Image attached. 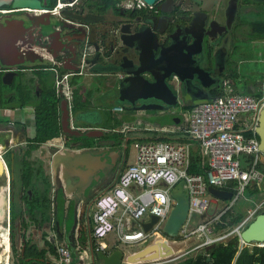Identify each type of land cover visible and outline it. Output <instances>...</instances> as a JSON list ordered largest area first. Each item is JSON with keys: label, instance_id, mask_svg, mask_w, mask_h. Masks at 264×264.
Masks as SVG:
<instances>
[{"label": "crops", "instance_id": "crops-1", "mask_svg": "<svg viewBox=\"0 0 264 264\" xmlns=\"http://www.w3.org/2000/svg\"><path fill=\"white\" fill-rule=\"evenodd\" d=\"M78 2L80 6L77 9V11H75L74 13L81 14L83 12L82 13L83 16L84 15L89 16L92 14V15L99 16L100 18H102V16L107 15L110 12V10H113V9H110L109 11H107V13L103 14L101 12H98L97 10L90 11L86 9V7L83 5V3L80 0H78L75 4H77ZM59 3H67V1L57 0V4ZM219 3H220L219 4L220 7H224L222 0L219 1ZM239 3L242 5H245L247 8L246 9L247 11L245 10V15L241 16V18L244 17V20L254 21L255 19L256 20L264 19L263 17L264 0L257 1V2L256 0H239ZM120 4H121V0L118 1L117 6L119 7V9L125 10L124 8L119 6ZM64 9L66 8L59 10V13L54 15V17H56L58 21L62 22V24L66 25V24H69V23H66L67 20L60 18L61 14L66 12V11H63ZM71 10H67V11H71ZM249 14L251 16L254 15L256 18L253 19L252 17L249 16ZM67 16L68 15H66V17ZM248 24L250 25L251 23H248ZM93 25H95V27L97 28V32L100 35H101V31L103 29H106L107 27V24H93ZM73 26H75L73 28H77L79 25L74 24ZM73 28L69 27L68 25L61 28L63 37L68 40V41L64 40V44L65 46H69L71 50H65L64 55H59L60 60L56 61L57 64L52 59L53 55H52V50L50 46L53 45V47H55L57 50L61 49L62 39L59 40L58 37H55V40L53 41H50V42L46 41L47 42L46 45L49 48L47 51L45 49L38 50V48L31 46V44L29 46V43L31 42L32 31L30 30L29 32V29H27L28 30L27 34L30 35L29 41H27V37H26L25 42H18L16 44V47L19 44L20 45L23 43L25 44V45H22V50H19V53L22 54L21 58L26 60L24 63L29 62L28 57L35 56V59L29 63V66L31 68H34V74L30 76L29 79L31 78L34 79V86L37 87V91H40L41 89L40 86H42V83L38 79L37 75H35V73H37L38 71H42L44 73L51 72V74H53L52 76L53 86H55L57 96L60 97L61 99V102L59 103V108H60L59 122H60V126L62 127V132L60 133L59 136H56L48 140L46 143H43L40 149L33 153V156L35 158H39L41 160L45 174L46 176L50 178V181L52 183V186H53L52 195H53V204H54L53 210H55V206H56L55 200L58 194L64 196L63 203L66 206L65 208L68 210V204L70 200L74 197L75 198L77 197V200H78L77 193H81L82 189L85 188L86 181L89 177H91V175L95 177L96 174L105 172L103 173V177L107 179H112V180L114 179L113 184H112L114 185L120 178V175L125 170V168L129 164H132L135 161V156H136L135 143L136 142L161 141V142H171V143H187L190 145V153H191L193 147H195V143L179 142V140H176L177 137L171 134L178 133V132L181 133L182 131L186 132V128L188 126V120H187L188 111H185L184 109L185 107L191 106V105L195 106L196 104H200L206 101H213L219 98L217 96L213 97L211 95L212 91L221 90L223 94L222 96L225 95L226 90H228L229 88L232 89V91L236 95H251V96L257 97L261 94V86L264 80V70L260 74L253 72V74L256 76V79H257L254 82L249 81L248 79L241 78L238 72V62H237V59L235 58L234 59L235 61L232 64H230L232 66L231 67L232 69L228 71V75H226L223 79L222 87L211 88L216 83L211 84L208 87H205L202 85L199 79H197V76H194V79L190 80L188 84L180 83L181 85L180 90L178 92H175L171 86L173 83L175 84L179 82H177V79L173 76L174 80L170 82L167 80V84L171 88L173 94L176 95L177 103L175 106H168L165 109H159V108L139 109L138 107H140L142 103L140 101H136L135 107L133 108L132 106H130L129 103L120 102L119 86L121 83V79L123 78L122 73H114L112 69L107 68V65L103 63L101 59L97 58L94 55L95 48L93 45H89V44L86 45V48L83 50V53L81 54L80 59L77 60L78 62L77 65L75 64V57H72L69 53H73V51H79L82 45L79 44L80 40L77 43L76 29H73ZM252 39L254 41L253 42L251 41L248 43L253 44V43L261 42L264 46V38L262 39V38L252 37ZM244 42H247V41L244 40ZM108 43L110 44L111 42H108ZM23 50L27 51V54H30V56L23 54ZM247 55L251 57L253 55V50L249 48L247 50ZM86 60L88 62H86ZM257 60H259L261 64H264V51H262L261 58ZM212 61H213V65L217 66L218 60L213 59ZM49 63H51L52 65L55 64L57 67L53 66L55 68L54 70L52 68H48V66H46L45 64H49ZM8 66H15V65H8ZM74 66H76L77 69L74 70L73 69ZM66 72L73 73L69 79V82L73 90V99L71 100L70 103H68L66 97L60 96L58 94L57 86L55 84L56 77L59 76L61 73H66ZM231 75L235 77L234 80L230 78ZM47 78L50 83L51 79L49 77ZM23 80H26V78L21 77L20 82ZM197 83H199L200 86L202 87L203 93L199 92L200 94H197V96L194 93H192L191 94L192 101L187 100L186 97H182L181 95L182 86L186 87V91L189 89L193 90V86H196L195 84ZM209 88L211 89L208 90ZM239 88H243V89H239ZM14 92L15 91H9L6 93H8L9 95H12ZM105 97H107L105 101L108 100V104L106 106L107 108H105V111H103V113H100V114H97L96 112L93 113V111L90 109V105L92 101L94 103H98ZM194 97L196 98L200 97L201 102L200 101L195 102L197 101V99H195ZM179 98H183L186 104H181L182 106L178 105ZM184 98L188 102H186ZM66 104H67V109L69 113V126L73 129L72 133L65 132V128L63 125L65 121L64 106ZM176 106H180L181 110L176 111V108H175ZM25 107H30L31 109H33L32 105H27L22 108L20 106H16V107L8 106V107L0 108V191L3 192L5 194V197L8 199L7 212H6L8 222L11 221L12 201L16 202L18 205L23 204L20 198L22 194L21 193L22 187L20 184V180L16 179L15 159L25 154V152L27 151L28 143H29L28 139L29 137H33L36 132V128H35L33 133H28L27 127H30V126L28 124L26 125V123L22 121V117L24 115L23 109ZM117 107H122V109L116 110ZM124 109L130 110L132 112L133 118L135 119L139 117L142 118V115L146 116L149 114L151 115L153 113L159 114L161 112L163 113L167 112L169 114H172L173 116L170 122L164 123L158 126L155 125V128L154 126H149V127L138 126L139 128H134V130H138V131L136 133L135 131L131 133L135 135L130 136L128 135V133H125L127 132L126 130L130 128V126H125L123 128L119 127L121 124L117 126L116 118L113 119V122L115 124H113L112 126H107L105 124V122L111 116H113L114 113L123 112ZM150 111H154V112H150ZM31 117L33 120L34 110L32 111ZM4 118H9V119L12 118V119L11 121H8V120H3ZM248 120L249 119L246 118V116H242L239 120L238 128L247 130L248 129L247 124H244V123H246ZM167 126H176L177 128L170 129V128H166ZM154 130L156 131L159 130V131L170 133L173 140H168V141L141 140L142 138L150 136L151 135L150 132ZM92 131H95L96 134L92 136H88V133ZM30 134H33V135L31 136ZM74 137L76 138L82 137L80 138L82 140L77 142V140H75ZM83 137L89 138V140L92 141L93 143V147L91 148L82 147V144L84 142ZM117 139L124 140L122 141L121 148L118 147ZM131 140H133V142L129 143L128 141H131ZM79 144H81L82 148L79 147ZM130 145H132V148L134 150V156H133L132 161L129 162ZM197 145H199V149H201V151L203 152L200 143ZM56 151L58 152V154H56ZM86 151L110 152L112 153L113 160L110 162L108 166L103 167L101 169H97V170L87 169L84 166L70 168L69 166L65 164H60L58 160L60 157H62L65 154H67L70 157H74L77 154L84 153ZM11 158H12V162H9L11 161ZM118 160L120 161V163L118 162ZM208 163H209V159H208ZM260 163L264 165L263 155H262V160L260 161ZM96 168H100V165L97 166ZM259 171L263 175V178H264L263 171L261 170ZM257 184H260V183L254 182L253 185L250 187L253 188L254 185H257ZM218 190H223V191L231 193L230 200L233 199L232 191H229L223 188L218 189ZM246 190H245V193H246ZM209 194H210V198H212L213 200L212 207L215 209L221 208L219 206L220 203L223 205L226 201L228 202L230 201V200L223 201L218 198H215L210 192ZM6 198H3V199H6ZM77 202L78 201H76V203ZM91 202L87 200L84 205L83 204L78 205V218H77L78 220H75L76 223L74 227L75 228L74 229V244H73L72 249H70L68 245H59V246L56 245V241H58V238L60 237V235H62L61 223L67 220H66V216L64 215V217L62 218L63 220L58 221L57 215L55 214L56 211H54V213L52 214L51 222L48 224H45L43 228H39L35 225H32L29 229L22 230L23 233L26 232L27 237H26V242H25V239L23 238V234H21V237L19 238V244H20L21 249L19 250H22V252H25V249L27 248V243L29 244V247H36L41 251L46 250V257L45 259H42L43 264H62L60 255L58 253V248L62 246L67 247L69 249V252L71 255V262H72V256L75 253L80 254L81 256H85L88 259H90L91 253L96 254V252L93 250L91 238H90V231L92 229L91 214L93 210L92 206H90ZM69 209L71 212L72 205L70 206ZM84 215L86 216V220L88 224L87 228H88L89 242H90L87 248L83 247V244L79 242L81 235H83V233L85 234V228L79 222V221H82V218ZM17 221H21V218H18L16 222ZM16 222H15V226H16ZM20 224H21V228H23L22 221L20 222ZM146 224H149V223H146ZM0 226L4 227L1 223H0ZM8 226L11 227V224H8ZM1 227H0V232H3L5 228L1 229ZM188 244H191V243H188ZM4 248H5V251L7 252L9 250V245ZM51 248L54 249V251H56L57 257L56 255H54ZM118 249L121 250L118 247L115 249H110L109 251L105 253L111 254L112 252ZM127 255H130V253ZM22 256H23V253H22ZM17 261H18V257H17ZM90 261H87V262H89L90 264ZM94 261H95L94 264H101L99 260L98 261L94 260Z\"/></svg>", "mask_w": 264, "mask_h": 264}, {"label": "built area", "instance_id": "built-area-1", "mask_svg": "<svg viewBox=\"0 0 264 264\" xmlns=\"http://www.w3.org/2000/svg\"><path fill=\"white\" fill-rule=\"evenodd\" d=\"M60 1V0H59ZM71 3H59L50 10L51 16L59 13ZM125 9H150L144 0H121L119 5ZM4 13V11H0ZM73 73H61L56 77L57 92L66 97L68 103L73 99V90L69 82ZM264 106V80L260 97L236 95L228 89L225 95L213 101L196 104L187 112L188 126L186 132L200 143L204 154L209 159V170L205 175L190 172V145L161 141L136 142L135 161L129 164L118 181L105 193L97 197L92 205V229L90 238L93 250L107 252L119 245L132 247L151 246L155 242L184 243V249L174 251L154 260L135 264H171L185 256L205 250L219 243H226L230 237L238 236L240 251L244 248H264V243H247L243 231L256 216L264 212V199L255 207L248 208L244 218L226 230H219L222 216L230 211L254 182H262L259 171L262 152L259 151L255 128L260 109ZM122 107H117L116 110ZM246 116L248 129L238 128L239 120ZM250 134L245 136V132ZM246 155V167L241 166L240 157ZM183 182L182 190L187 194L189 209L185 223L180 227L176 238H169L163 233V227L176 204L171 196L172 189ZM236 186L228 188L230 184ZM228 188L233 194L227 206L216 212L212 207L209 188ZM157 221L148 232L143 224ZM113 236L112 244L106 242ZM151 239V242L149 243ZM191 243V244H188ZM142 249V250H143ZM139 250L131 252L136 254ZM62 264L71 263L67 247H59ZM124 253L123 261L130 255ZM129 264V263H127Z\"/></svg>", "mask_w": 264, "mask_h": 264}, {"label": "water", "instance_id": "water-1", "mask_svg": "<svg viewBox=\"0 0 264 264\" xmlns=\"http://www.w3.org/2000/svg\"><path fill=\"white\" fill-rule=\"evenodd\" d=\"M62 1L71 3L74 0ZM144 1L150 6L166 11V8L163 7L165 2L160 3L161 0ZM219 1L221 0H191L196 11L192 23H158L157 18L159 17L155 16L149 17L148 22L145 23L128 21L114 24L110 30L100 35L95 25L86 24L88 22L84 21L85 24H77L80 27L78 31L83 34L79 44L84 45V49L87 44L93 45L95 48L94 55L101 59L107 65V68L112 69L114 73H122L123 78L119 86L120 102L129 103L134 108L136 101H140L142 105L138 107L139 109H165L168 106H175L177 103L176 95L173 94L167 84V80L169 82L174 80L173 76L179 83L188 84L190 80L194 79V76H197V79L205 87L215 83L209 72L202 67L207 60L205 56L196 59L193 56L201 53L203 36L205 34L210 35L209 32L214 25H220L218 20L210 16L212 12L217 15L221 14L217 11L218 8L215 11ZM222 2L224 4V0ZM4 6H11V10L16 12L31 11L37 15L29 22L32 24L31 29L35 31L38 28L39 39L37 43L31 44L38 50L45 49L47 51L49 48L46 43L55 40V37H58L59 40L62 39L60 50H57L53 45L50 46L52 59L55 63L59 60V55L65 54V50H71L69 46H65L64 40L67 39L63 37L61 32V28L64 26L75 27L70 14H67L69 20H66L73 24L65 25L58 20L51 24L50 18L52 17L50 13L42 12L51 8L47 7L43 0H11L0 3V8ZM71 9L72 7L66 8V10ZM200 14H202L203 19L199 21L200 23H195L196 16ZM168 18L171 19V17ZM40 19L44 21H39ZM27 29L25 20L5 22L0 26V61L2 64L20 65L26 61L21 58L22 54L19 53L16 44L26 41ZM73 29L77 30V28ZM195 29H200V33H195ZM189 38L192 39L191 42H189ZM105 48H108V54L105 53ZM81 54L82 51L78 55L79 58ZM86 62L88 61L86 60ZM73 69L75 70L77 67L74 66ZM64 110L65 121L63 125L65 132L72 133L73 129L69 126L67 104L64 106ZM95 134L96 132L92 131L88 133V136ZM255 134L258 138L259 151L262 152L264 159V106L258 113ZM56 154H58L57 151ZM58 160L60 164H65L70 168L84 166L87 169L97 170L108 166L113 160V156L110 152L86 151L74 157L65 154ZM99 165L100 168H96ZM182 186L183 182L177 184L171 191V196L176 200V204L173 206L163 227V233L169 238L177 237L180 227L187 219L189 200L187 194L183 192ZM209 192L215 198L223 201L231 198V193L214 187H210ZM0 207V223L6 229L11 221H7V200L4 202L1 195ZM156 221L157 218L152 217L149 224H143L144 231L148 232ZM242 235L247 243H264V212L258 214L249 223ZM159 244L163 247V254L173 255V248L168 246L166 242H155L151 246L139 250L136 254L128 256L125 261H123L124 253L119 249L111 254L91 253L90 264H94V260H99L101 264H135L154 260L161 256L159 250H157ZM213 247L211 246L209 249ZM136 259H140V261H136Z\"/></svg>", "mask_w": 264, "mask_h": 264}, {"label": "trees", "instance_id": "trees-1", "mask_svg": "<svg viewBox=\"0 0 264 264\" xmlns=\"http://www.w3.org/2000/svg\"><path fill=\"white\" fill-rule=\"evenodd\" d=\"M86 9L92 11L97 10L103 14L107 13L110 9L120 10L118 5L119 0H80ZM45 5L49 8H53L57 4V0H43ZM11 10V6H4L1 8ZM239 23H251V35L253 38H264V19L263 20H254L246 21L242 17ZM38 79L41 81L42 86L40 91H23V87L27 83L28 79L23 80L19 84L20 92H15L12 95L8 93H0V108L2 107H16L20 106L21 108L27 105H32L34 110V125L36 128L35 135L29 137L27 151L21 157L15 159V172L16 179L20 180L22 187L21 190V200L22 205H18L16 202L12 201L11 203V243L14 253H17L18 261L14 264H43V260L46 257V250H39L36 247H29L27 243V248L25 252L18 249V245L15 241V234L13 232L15 228V222L18 218H21L23 229H29L32 225H35L39 228H43L45 224L51 222L52 214L55 212L57 215V220H63L64 215L67 217V214H70V209L65 208L66 206L63 203L62 195H57L56 197V206L55 210L53 204V195L52 190L53 186L50 181V178L46 176L43 169L42 162L39 158H35L33 153L38 151L43 143H46L48 140L59 136L62 132V127L59 122V103L61 102L60 97L57 96L55 86H53V74L51 72H42L38 71L35 73ZM49 77L50 83L48 78ZM234 80V76H230ZM29 82L34 85V79H29ZM213 97L222 96V91L215 90L211 92ZM260 97L257 96L256 98ZM191 106L185 107V111L192 109ZM245 124V123H244ZM151 135L141 140H173L171 135H175L179 142H191L195 143L190 153V172L195 174L205 175L209 170L208 158L203 154L201 149H199V143L187 132L182 131L181 133H173L170 135L168 132H163L159 130H154L150 132ZM250 134L249 131L245 132V136ZM116 135V134H115ZM257 138V136L255 135ZM82 137H74L75 140L80 141ZM258 139V138H257ZM82 147L91 148L93 147L92 141L87 137H83ZM121 139H117L118 147H122ZM132 143L133 140L128 141ZM81 147V144H79ZM247 156L242 155L240 157L241 166L246 167ZM12 162V158L11 161ZM259 170L264 173V165L259 164ZM236 186V183H232L228 188ZM255 187V188H254ZM253 189L250 191V196L248 200L251 201L252 197H256L262 188L260 185H254ZM228 188H223L231 191ZM251 187L247 188L248 192ZM253 190V191H252ZM261 194V193H260ZM55 199V198H54ZM247 210H240L235 212L232 210L226 212L219 224V230H226L234 224L239 223L245 216ZM26 232L23 233V238L26 242ZM240 251V242L238 236H233L228 239L226 243L216 244L213 248H206L205 250L191 253L185 256L183 259L179 260L178 264H264V248L252 247L244 248L242 252L238 255ZM23 256H22V253ZM56 253V251H54ZM30 259V260H29Z\"/></svg>", "mask_w": 264, "mask_h": 264}, {"label": "flooded vegetation", "instance_id": "flooded-vegetation-1", "mask_svg": "<svg viewBox=\"0 0 264 264\" xmlns=\"http://www.w3.org/2000/svg\"><path fill=\"white\" fill-rule=\"evenodd\" d=\"M261 1V0H256ZM263 1V0H262ZM165 2L163 4V7L166 8V11H162L155 6H153L150 9H144V10H138V9H131V10H110V12L102 16L100 18L99 16L95 15H89V16H83L82 13H74L79 8L80 4L79 2L75 4L71 11H66L65 13H62L60 18L67 19L66 15L67 13L71 15L73 19V23L75 24H85L84 21H87L86 24H107L106 29H103L101 33H106L107 30H110L114 24L120 23V22H128L133 21L135 23H145L148 22L147 19L149 17H155L157 18L158 23H192V19L194 18V15L196 13L195 11V5L191 2V0H161L160 3ZM218 3V6L215 7V11L217 9L218 12H221V14L217 15L213 12L210 13V16H212L215 20H218L220 22V25H214L213 29L209 32L210 35L205 34L203 36L202 41V50L201 53L196 54L193 56V58H200L202 56H205L207 59L205 63L202 65V67L209 72L210 76L212 77V80L216 83L214 87H222L223 79L226 75H228V71L232 69L231 65L235 60V57L239 55V43L240 41H247V42H253L251 35V27L248 23H242L240 24V18L242 15H245V10L247 9L245 5H242L239 3V0H224V7H220ZM210 5V4H209ZM222 10H221V9ZM0 11H4V13L0 12V26L4 24L5 22H11L14 20H25V26L26 28L32 31L31 34V42L37 43L38 34L36 30L31 29L32 24L29 22L32 18L37 16L34 12L31 11H13V10H7V9H1ZM247 11V10H246ZM117 13V14H116ZM110 15V16H109ZM65 17V18H64ZM163 17V18H160ZM168 17H171L168 18ZM195 23H200L202 18V14L199 16H196ZM69 20V19H68ZM39 21H44L43 19H40ZM57 21V19H54V22ZM64 21V20H63ZM95 21V22H93ZM52 18H50V23H54ZM90 22V23H89ZM69 24H73L71 22H67ZM80 27H77L76 35H77V43L79 40L82 39L83 34L81 31H78ZM195 33H200V29H195ZM35 36V37H34ZM27 41H29L30 35L27 34ZM192 39L189 38V42H191ZM29 43L30 44L32 43ZM22 45L19 44L17 47L19 50H22ZM84 45L80 47L79 51H73V53H69L72 57H75V64L77 65V60L80 58L78 57L79 53H83ZM108 48H105V53L108 54ZM23 54H27V51L23 50ZM77 55V56H75ZM81 57V56H80ZM35 59V56L28 57V63H23L21 65H15V66H8L3 65L0 61V93H5L9 91H15L20 83V78L24 77L26 79H29L30 76L34 74V68H31L29 66V63ZM218 60V64L213 65L212 60ZM60 60V58H59ZM57 64V63H56ZM48 66V68L55 69L53 66L57 67L55 64H45ZM60 68V66H59ZM211 81L210 79H208ZM19 81V82H18ZM196 86H193V90L189 89L186 91V87L182 86L181 89V95L182 97H186L187 100L192 101V92L197 96V94L203 93L202 87L199 83L195 84ZM185 86V85H184ZM209 88L208 90H210ZM205 90V89H204ZM200 92V93H199ZM201 97V95H200ZM199 97V98H200ZM201 102V100H197L195 102ZM117 165V163H116ZM52 249V248H51ZM52 252H54V249H52ZM55 255V254H54ZM57 257V256H56ZM9 261V260H8ZM16 261L15 258H13L14 264Z\"/></svg>", "mask_w": 264, "mask_h": 264}, {"label": "rangeland", "instance_id": "rangeland-1", "mask_svg": "<svg viewBox=\"0 0 264 264\" xmlns=\"http://www.w3.org/2000/svg\"><path fill=\"white\" fill-rule=\"evenodd\" d=\"M77 1L78 0L73 1V6ZM68 7H66V8H68ZM262 7H263V5H262ZM125 10H131V9H125ZM63 11H67V10L64 9ZM249 16L252 17L253 19L256 18L254 15L251 16L249 14ZM263 17H264V15H263ZM54 19H57V18L52 17L53 22H54ZM249 48L253 50V55L251 57L249 55H247V50ZM262 51H264V46L261 42H257V43L252 44V43L240 41V43H239V56H237L235 58L237 59V62H238V72H239V75L241 76V78L248 79L249 81H252V82L257 80L256 76L253 74V72L260 74L264 70V64H261L259 62V60H257V59L261 58ZM19 87L20 86H18L16 89L17 93L21 91L19 89ZM171 87L175 92H178L181 88V85H180V83H175V84L173 83ZM239 89H243V88H239ZM22 90L23 91H26V90L37 91V87L32 85L28 80ZM194 98L197 100L201 99L199 97H197V98L194 97ZM106 99H107V97L103 98L98 103H94L92 101V103L90 105V109L93 111V113L96 112L97 114H100V113H103V111H105V108H107L106 106L108 104V100L105 101ZM185 101L188 102L186 99H185ZM181 104H186L184 102L183 98H179V100H178V105H181ZM175 108H176V111L181 110L180 106H176ZM32 111H33V109H31L30 107H25L23 109L24 115L22 117V121L25 122L26 125L28 124L30 126V127H27L28 133H33L34 129H35V127L33 125L34 120H32V117H31ZM150 112H154V111H150ZM172 116H173L172 114H169L167 112H164V113L161 112L159 114L153 113L151 115L149 114L146 116L142 115V118L139 117V118L135 119V118H133L132 112L130 110L124 109L123 112L114 113V115L111 116L105 122V124L107 126H112L113 124H115L113 122V119L116 118V122H117L116 125L119 126L121 124L119 126L121 128H123L125 126H130V128L127 129L126 130L127 132H125V133H128V135H130V136H134L135 134H131V133L134 131L136 133L138 131V130H134V128H139L138 126H141V127L154 126V128H155V125L158 126V125L170 122L172 119ZM11 119L4 118L3 120L11 121ZM166 128L176 129L177 127L176 126H167ZM30 135L32 136L33 134H30ZM133 156H134V150L132 148V145H130V158H129L130 160H129V162L132 161ZM118 162L120 163L119 160H118ZM103 173H105V172L98 173V174H96L95 177L93 175H91V177H89L86 181L85 188L82 189L81 193H77L78 194V200H77V197L76 198L74 197L70 200V202L68 204V208H70V206L72 205V210H71L70 214L66 217L67 221H64L61 223L62 235H60V237L58 238V241H56L57 246L68 245L70 249L73 248L74 229H75L74 227H75V223H76L75 220H78L77 219L78 218V205H81V204L84 205L87 200L89 202H91L93 200L90 204V206H92L94 204V201H95L94 199H96L97 197H99L103 193H105L106 190H108L110 188V186H112V184H113L114 179L112 180V179H107V178L103 177ZM250 185L252 186L253 183ZM259 185H260V189L261 188L263 189L260 192L261 194L259 193L256 197H254V198L252 197V200L249 201L248 196H250L249 195L250 191H251V189H253L251 187L250 190L245 193V195L243 194L240 197L239 201L234 205V208H232L233 211H235L237 213L241 209L244 210L246 208V210H247L248 208L255 207L262 199H264V178H263V181L260 182ZM0 195L2 197L4 196L3 198H6L5 194L1 191H0ZM6 200L8 201L7 198H6ZM6 200L4 199V202ZM76 201H78V202L76 203ZM228 204H230V203H228V201H226L224 203V207L227 206ZM219 206L222 207L223 205L220 203ZM0 210H1V207H0ZM217 210L218 209L211 210L210 214L216 212ZM0 213H1V211H0ZM20 222L21 221L16 222V226L13 230V232L15 234V241L18 244V249H21L20 244H19V238L21 237V234H23V232H22L23 228H21ZM79 222L81 225L84 226L85 234L83 233V235H81V237H80V241H79V239H78V241L81 244H83V247L87 248L89 246L90 242H89V234H88V228H87L88 224H87L86 216L84 215L82 218V221H79ZM234 225H232V226H234ZM91 226H92V224H91ZM2 228H4V227H1V229ZM11 237H12V233H11V229H9V226L7 227V229H4L3 232H0V264H12L13 258L16 259V261H14V262H17V253L13 252ZM106 242L109 244H112L113 236H108L106 238ZM150 242H151V239H150L149 243ZM8 245H9V250L6 252L4 247H7ZM169 245L173 248V250L175 252L178 249L181 250V249H184L186 247V245L184 243H175V244L169 243ZM119 248L122 251H124L125 254L127 255L131 252H135L137 250H142L144 248V246L131 248L130 246H127V245H119ZM83 255H85V254H83ZM87 261H90V259H88L85 256H81L80 254L75 253L72 256L71 264H89V262H87Z\"/></svg>", "mask_w": 264, "mask_h": 264}, {"label": "bare ground", "instance_id": "bare-ground-1", "mask_svg": "<svg viewBox=\"0 0 264 264\" xmlns=\"http://www.w3.org/2000/svg\"><path fill=\"white\" fill-rule=\"evenodd\" d=\"M9 1H11V0H0V3H4V2H9ZM160 243H164V242H162V241H159ZM159 246V247H158ZM157 246V250H159V255H161V257H163V256H165V254H163V247L161 246V244H159ZM136 261H140V259H136Z\"/></svg>", "mask_w": 264, "mask_h": 264}, {"label": "clouds", "instance_id": "clouds-1", "mask_svg": "<svg viewBox=\"0 0 264 264\" xmlns=\"http://www.w3.org/2000/svg\"><path fill=\"white\" fill-rule=\"evenodd\" d=\"M54 8V7H53ZM51 17H53V16H51ZM263 200V199H262Z\"/></svg>", "mask_w": 264, "mask_h": 264}]
</instances>
